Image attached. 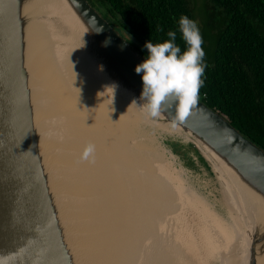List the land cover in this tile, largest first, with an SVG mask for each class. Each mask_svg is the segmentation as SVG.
<instances>
[{
  "label": "bare ground",
  "instance_id": "1",
  "mask_svg": "<svg viewBox=\"0 0 264 264\" xmlns=\"http://www.w3.org/2000/svg\"><path fill=\"white\" fill-rule=\"evenodd\" d=\"M40 1L36 10L41 20L31 29L28 55L34 115L41 124L42 136L46 135L41 149L51 164L60 205L68 214L67 241L75 260L78 264H138L140 259L144 264H162L161 256L167 253L176 258L177 249L168 252L167 247L160 250L155 261L149 255L140 258V249L146 246L147 239H152L158 215L164 211L152 207V202L164 201L170 207L175 196L166 180L159 181V187L154 179L148 182L154 175V160L165 155L173 159L172 153L154 141L149 131L142 132L140 125L147 123L155 133L189 138L172 124L136 108L128 96L113 89L104 74L94 70L80 40H85L87 33L64 0ZM139 135L143 137L141 141L137 140ZM88 144H93L95 150L83 159ZM143 149L153 161L149 156L143 160ZM212 158L209 161L220 179L227 182L216 157ZM141 159L144 166L139 163ZM137 170L141 171L139 176ZM227 184L230 191L223 193L224 203L236 213L247 264V207L264 220V204L247 190L237 191L230 180ZM62 216L65 221L63 212ZM222 252V264H238L223 259Z\"/></svg>",
  "mask_w": 264,
  "mask_h": 264
},
{
  "label": "water",
  "instance_id": "2",
  "mask_svg": "<svg viewBox=\"0 0 264 264\" xmlns=\"http://www.w3.org/2000/svg\"><path fill=\"white\" fill-rule=\"evenodd\" d=\"M64 2L87 33L80 40L94 70L144 111L142 73L137 74L135 67L145 57L87 0ZM40 3L0 0V264H78L67 241L68 214L60 205L51 164L41 149L46 135L42 136L34 115L28 55L31 29L41 20L36 10ZM93 22L102 26L101 32L94 30ZM166 108L158 118L186 134L206 157H216L227 179L224 184L230 180L237 191L247 190L264 204L263 149L199 98L182 119L176 116L174 97ZM247 208V264H264V220Z\"/></svg>",
  "mask_w": 264,
  "mask_h": 264
},
{
  "label": "trees",
  "instance_id": "3",
  "mask_svg": "<svg viewBox=\"0 0 264 264\" xmlns=\"http://www.w3.org/2000/svg\"><path fill=\"white\" fill-rule=\"evenodd\" d=\"M87 1L143 57L145 43L168 39L169 30L183 51L178 20L197 23L198 14L207 65L198 98L264 150V0Z\"/></svg>",
  "mask_w": 264,
  "mask_h": 264
},
{
  "label": "rangeland",
  "instance_id": "4",
  "mask_svg": "<svg viewBox=\"0 0 264 264\" xmlns=\"http://www.w3.org/2000/svg\"><path fill=\"white\" fill-rule=\"evenodd\" d=\"M196 21L199 25L200 16L198 14ZM122 35L127 38L125 31L122 32ZM158 120L160 119L158 118ZM140 129L142 132L149 131L148 133L154 141L159 142L166 149L165 151L168 149L172 153L173 159V161L168 159L164 152L165 156L153 161V157L143 149V160L149 156L154 165V175L148 182H152L154 179L159 187V181L166 180L167 188L173 189L175 195L171 200L170 207L164 201H157L154 198L152 207L166 209L167 214H160L152 239L150 237L145 241V250L151 248L150 251L148 250L149 253H144V247H142L143 250L139 248L140 258H144V256L146 258L149 255L148 258L155 261L160 250H165L167 247L168 252L172 251L171 249H177V256L175 255L176 258L170 257V253H167L165 257L161 256L162 264H220V251H223V259L244 264V247L241 234H238L240 227L236 213L227 208L225 195L223 196V193L230 189L228 184H224L220 179L217 170L208 158L189 140H184L180 136L165 132H152L147 123L140 125ZM142 138V135H139L137 140L141 141ZM143 160L141 159L139 162L142 165ZM136 173L139 176L141 171L137 170ZM163 243L164 245L166 243L165 247ZM171 244H173L172 247ZM186 255L190 256L188 260ZM139 261L141 262V260H137L138 264H140ZM141 264H144V260Z\"/></svg>",
  "mask_w": 264,
  "mask_h": 264
},
{
  "label": "clouds",
  "instance_id": "5",
  "mask_svg": "<svg viewBox=\"0 0 264 264\" xmlns=\"http://www.w3.org/2000/svg\"><path fill=\"white\" fill-rule=\"evenodd\" d=\"M93 24L96 32L102 31V26L98 27L95 22ZM178 26L185 43L183 51L176 43V31L169 30L166 34L168 39L157 43L149 40L145 43L146 57L135 67L137 74L142 73L141 100L145 101L143 108L152 118H157L166 111L169 98L174 97L177 104L176 116L182 119L188 109L197 103L199 90L204 83L202 77L207 65L204 63L205 52L200 29L186 15L180 16ZM157 30L164 31L159 25ZM94 150L95 146L88 144L82 158L88 159Z\"/></svg>",
  "mask_w": 264,
  "mask_h": 264
}]
</instances>
